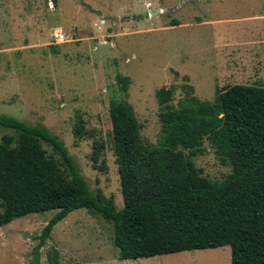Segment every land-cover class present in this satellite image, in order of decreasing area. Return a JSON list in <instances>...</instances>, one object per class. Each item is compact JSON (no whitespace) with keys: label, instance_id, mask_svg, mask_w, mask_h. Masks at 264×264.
<instances>
[{"label":"rangeland","instance_id":"374dc122","mask_svg":"<svg viewBox=\"0 0 264 264\" xmlns=\"http://www.w3.org/2000/svg\"><path fill=\"white\" fill-rule=\"evenodd\" d=\"M263 52L264 0H0V115L57 136L90 191L122 209L111 102L130 104L143 141L155 145L161 90L177 107L190 97L213 103L234 85L264 86ZM11 133L0 128V139ZM94 141L103 145L96 165ZM202 150L195 166L221 182L231 168L208 141ZM54 213L0 228V264H231L229 246L121 261L112 225L85 209L53 228L35 262L36 238Z\"/></svg>","mask_w":264,"mask_h":264},{"label":"trees","instance_id":"16d2710c","mask_svg":"<svg viewBox=\"0 0 264 264\" xmlns=\"http://www.w3.org/2000/svg\"><path fill=\"white\" fill-rule=\"evenodd\" d=\"M157 96L161 131L155 145L143 141L130 104H110L122 209L90 191L57 136L0 115V128L12 132L0 139V228L55 212L36 238L35 262L53 228L85 209L112 225L121 261L229 246L231 264H264V86L234 85L213 103L190 97L177 107L167 104L169 91ZM74 135L88 136L79 118ZM204 141L231 168L221 182L204 177L192 160ZM102 146L93 142L94 165Z\"/></svg>","mask_w":264,"mask_h":264},{"label":"built area","instance_id":"2783aa9c","mask_svg":"<svg viewBox=\"0 0 264 264\" xmlns=\"http://www.w3.org/2000/svg\"><path fill=\"white\" fill-rule=\"evenodd\" d=\"M66 39V36L62 33H58L55 37V42L63 43Z\"/></svg>","mask_w":264,"mask_h":264},{"label":"crops","instance_id":"0c3cea01","mask_svg":"<svg viewBox=\"0 0 264 264\" xmlns=\"http://www.w3.org/2000/svg\"><path fill=\"white\" fill-rule=\"evenodd\" d=\"M261 54H264V52H263V53H261Z\"/></svg>","mask_w":264,"mask_h":264}]
</instances>
